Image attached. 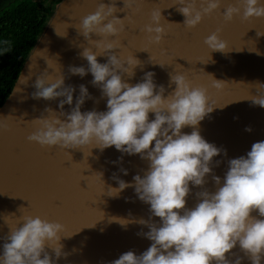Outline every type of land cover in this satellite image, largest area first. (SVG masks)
I'll use <instances>...</instances> for the list:
<instances>
[{
  "label": "clouds",
  "instance_id": "obj_1",
  "mask_svg": "<svg viewBox=\"0 0 264 264\" xmlns=\"http://www.w3.org/2000/svg\"><path fill=\"white\" fill-rule=\"evenodd\" d=\"M134 2L123 0V8L116 6V0L109 4L101 2L95 13L84 17L77 26L79 34L99 51L83 48L79 55L87 61V67L70 66L68 71L81 78L91 73V84L100 89L101 98H106L107 110L82 112L85 101L94 99L87 87L79 85V95L74 101L76 88L65 85L64 75L54 78L44 72L35 80L32 98L59 99V111L45 107L40 117L31 121L36 129L27 140L45 148L59 147L69 155V149L83 151L89 147L91 155L93 148L102 152L114 146L122 154H138L148 162L144 174L135 175L133 183L113 174L118 187L109 186L108 195L118 196L133 187L138 199L150 205L147 220H124L121 225L138 223L147 227L149 231L137 235L152 243L142 254L127 251L110 264H242L243 257L229 259V255H235L232 250L237 245L251 264H261L264 259V141L253 143L246 156L228 161L223 183L219 176L213 175L214 192L204 188L206 176L213 172V158L222 151L227 154L226 150L207 142L199 131L201 121L215 107L209 104L207 89L193 87L182 74H170L169 87L175 85V88L167 96L166 88L155 83V73L151 71L134 85L124 79L125 76L129 80L134 78L135 69L143 66L134 56L123 58L117 54L125 19L131 22V18L127 15L120 19L114 14L132 8ZM175 5L180 6L177 11L185 17L183 25L192 29L205 16L220 9L221 0H177ZM135 11L138 13L140 8ZM241 13L244 21L264 18V3L237 0L222 15L225 22H231ZM162 19L166 20L161 10H154L151 23L142 29L152 44H160L166 35ZM221 31L218 28L204 40L210 51L226 52L228 44L221 39ZM55 32L66 37L56 29ZM93 34L100 38L92 39ZM98 56L107 57V62H98ZM226 83L213 78L217 89ZM255 84L264 90V84L258 81ZM250 101L253 106L264 108V94L259 91ZM65 105L70 106V111L64 110ZM150 113L154 114L152 120ZM11 118V115L0 117V131H11L8 123ZM185 127H192L193 131L184 133ZM120 171L128 174L123 168ZM98 175L101 179L102 174ZM190 185L203 189L196 193L198 202L192 209L186 207ZM253 212L257 215H252ZM64 231L65 226L59 222L22 216L18 226L0 238L4 241L0 264H56L62 257L67 259L70 253L64 252L60 243ZM46 249L52 250L55 260Z\"/></svg>",
  "mask_w": 264,
  "mask_h": 264
},
{
  "label": "water",
  "instance_id": "obj_2",
  "mask_svg": "<svg viewBox=\"0 0 264 264\" xmlns=\"http://www.w3.org/2000/svg\"><path fill=\"white\" fill-rule=\"evenodd\" d=\"M101 2L109 4L111 0L60 2L27 56L11 94L0 108V117L13 116L8 121L11 131H0V238L6 236L10 228L18 226L25 215L59 222L65 226L60 243L64 246L63 251L70 255L67 259L60 258L56 264H110L127 251L140 255L152 243L137 235L149 231L147 227L138 223L121 225L124 220H147L150 205L138 199L133 187L118 196L108 195L109 186L118 187L113 174L133 183L135 175L144 174L147 161L138 154H122L114 146L102 152L93 148L91 155L89 147L83 151L69 149L70 156L59 147L45 148L27 140L36 129L31 121L40 117L45 107L59 111V99L32 98L35 80L44 72L54 78L64 75L65 85L76 88L74 101L79 95V85L87 87L94 99L85 101L82 112L107 110L106 98H101L100 89L91 84V73L81 78L68 71L70 66L87 67V61L79 55L83 48L99 51L79 34L77 26L84 17L95 13ZM176 2L135 0L132 8L116 12L117 18L124 19L127 15L131 18V22L125 19V31L118 38L121 47L117 54L123 58L134 56L142 62L143 68L135 69L134 78L124 77L132 85L151 71L155 73V83L166 88V96L175 88V85L169 87L170 74H182L193 87L207 89L209 104L215 108L201 121L199 131L207 142L227 153L222 151L213 158V172L206 176L204 188L214 192L213 175L219 176L223 183L228 161L246 156L253 143L264 141V108L253 106L250 101L258 91L264 94V90L255 84L257 81L264 84V35H257L264 33V18L244 21L241 13L231 22H225L223 11L237 0H221L220 9L205 16L195 28L188 29L183 25L185 17L177 11L180 6L175 5ZM116 6L123 8V0H116ZM137 7L140 8L138 13ZM154 10H161L168 21H161L166 35L158 45L150 43L148 34L142 31L151 23ZM218 28L222 29L221 39L228 44L226 52L210 51L204 43ZM55 29L66 37L58 36ZM99 38L92 36L94 40ZM97 59L100 63L107 62L105 56ZM213 78L227 83L217 89L213 86ZM64 110L70 111V106L65 105ZM149 119H154V114L150 113ZM248 127L252 129L250 132L245 130ZM182 131L190 134L193 128L185 127ZM216 161H220L218 166ZM121 168L128 174L124 175ZM98 174H102V180ZM190 188L191 193L186 198L188 209L195 207L196 193L203 190L192 185ZM153 219L159 222V218ZM3 243L0 239V254ZM46 250L55 260L52 250ZM232 253L235 255H229L230 260L240 256L243 257L242 264H251L238 245Z\"/></svg>",
  "mask_w": 264,
  "mask_h": 264
},
{
  "label": "trees",
  "instance_id": "obj_3",
  "mask_svg": "<svg viewBox=\"0 0 264 264\" xmlns=\"http://www.w3.org/2000/svg\"><path fill=\"white\" fill-rule=\"evenodd\" d=\"M56 6H46L41 0L39 2L26 0L20 3V8H14L9 14L14 24V32H20V45L16 46L9 38L4 45L8 54L5 58V68L0 67V108L11 94L27 56L34 48L39 36L52 17ZM20 27V29H19ZM11 46L13 51L11 50Z\"/></svg>",
  "mask_w": 264,
  "mask_h": 264
},
{
  "label": "flooded vegetation",
  "instance_id": "obj_4",
  "mask_svg": "<svg viewBox=\"0 0 264 264\" xmlns=\"http://www.w3.org/2000/svg\"><path fill=\"white\" fill-rule=\"evenodd\" d=\"M26 0H0V67L1 69L5 68V58L6 54H8V50L5 48V44L8 42L9 38L16 46L20 45V32H14L13 26L9 22L11 17V10L14 8H20V3L25 2ZM39 2L41 0H33ZM46 6H56L60 0H42ZM20 29V27H19ZM13 51L12 46L9 52Z\"/></svg>",
  "mask_w": 264,
  "mask_h": 264
}]
</instances>
